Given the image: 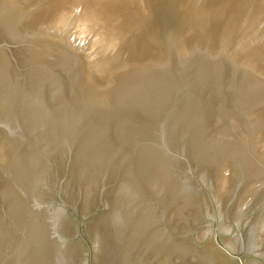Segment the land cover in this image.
Wrapping results in <instances>:
<instances>
[{
    "label": "water",
    "instance_id": "water-1",
    "mask_svg": "<svg viewBox=\"0 0 264 264\" xmlns=\"http://www.w3.org/2000/svg\"><path fill=\"white\" fill-rule=\"evenodd\" d=\"M0 264H264V0H0Z\"/></svg>",
    "mask_w": 264,
    "mask_h": 264
}]
</instances>
